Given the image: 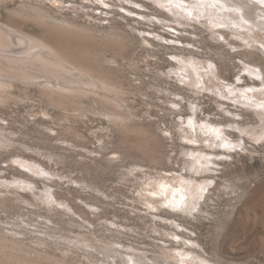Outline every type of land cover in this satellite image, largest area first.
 <instances>
[{
  "label": "rangeland",
  "instance_id": "1",
  "mask_svg": "<svg viewBox=\"0 0 264 264\" xmlns=\"http://www.w3.org/2000/svg\"><path fill=\"white\" fill-rule=\"evenodd\" d=\"M21 1L14 0L7 6L12 8ZM29 1L44 2L55 17L77 18L98 28L109 27V19L118 16L122 27L138 38L133 51L138 69H129L126 74L142 89L139 92L131 88L129 102L137 121L151 125L161 136L160 151L170 161L159 165L141 162V166L132 165L133 160H121L108 165L107 161L119 151L120 133L106 130L111 126L103 117L89 114L81 119L74 115L77 113L65 114L43 101L37 88L32 87L30 98L24 96L0 105V194L25 199L17 202L20 207L14 211L0 209V222L7 232L11 233L13 223L22 219H35L34 224L43 221L30 211H59L83 224L67 226L68 217L64 221L61 215L54 217L55 222H61L64 234L87 238L96 246L91 250L102 260L100 264H134L132 258L140 264H154L152 260L164 264H264V139H257L264 132V121L256 115L264 113V109L255 106L264 102V92L260 91L264 89V32L246 22L239 30H253L250 35L256 39L249 44L251 47H245V39L233 36L227 26L210 23L211 19L203 16L188 18L189 8L176 7L179 0H58V4L53 0ZM198 2L201 0H183L184 5ZM7 6L1 11L5 23H9ZM191 11L197 15L198 10ZM26 29L40 33L32 23ZM143 37L154 42L147 45L155 46L153 50L143 46ZM194 58L213 75L206 76L204 70L197 73L188 65ZM205 84L209 90H202ZM247 88L256 89L247 92L255 98L251 109L243 103ZM13 90L21 92L20 88ZM174 102L181 106H174ZM206 126L227 130L234 139L243 138L249 150L232 151L233 159H225L219 172L205 169L191 156L193 152L196 156L197 150L208 156L226 153V149L216 146L221 141L201 131ZM74 132L84 139L77 140ZM193 134L199 145H193ZM132 139L134 143L143 141L136 136ZM209 145L219 148V152H209ZM197 157L208 163L203 156ZM192 162L200 171L192 168ZM181 174L191 180L188 190L193 198L191 193L190 197L177 193L181 181L173 178ZM46 177L55 182L48 183ZM223 184L232 187L225 190ZM31 186L38 188L32 190ZM202 186L214 190L211 196L215 201L203 206L206 213L193 218L172 208L173 202H181L182 197L181 204L187 198L192 201L198 194H208V190L200 189ZM157 191L158 198L166 201L159 211L149 209L148 203ZM47 201L50 206L43 204ZM23 237L30 246H41L39 249L56 254L65 249L59 244H65L75 248L68 259L71 264H92L84 249L74 247L75 242L68 245L62 238L42 233ZM36 238H44L48 244L42 245L45 242H37Z\"/></svg>",
  "mask_w": 264,
  "mask_h": 264
},
{
  "label": "bare ground",
  "instance_id": "2",
  "mask_svg": "<svg viewBox=\"0 0 264 264\" xmlns=\"http://www.w3.org/2000/svg\"><path fill=\"white\" fill-rule=\"evenodd\" d=\"M13 1L0 0V105L7 104L12 100L22 99L24 96V98H30L33 95L31 88L36 87L37 93L43 101L59 108L61 111H65V114L71 116V113H77L74 115L81 119L87 118L89 114L103 117L111 126L106 130L111 129L120 133L122 140L119 144V151L115 155L118 158L109 159L107 161L109 162L108 165L121 160L123 162L125 160H133L132 165L139 163L141 166V162L147 161L150 165L169 162L170 157H167L166 154V156L163 155L160 151L162 145L161 136L154 131L151 125L137 121V114L131 108L128 95L131 94L132 89L139 92L142 89L134 85V81L136 80L131 79L126 74L129 69L135 71L138 69L139 63L133 56V51L137 49L135 46L138 38L129 34L122 27L119 17L115 16L109 19V27L98 28L95 25L82 23L77 18H70L69 16L62 18L55 17L42 1L22 0L21 3L16 4L14 7H8L7 5ZM209 1L215 2V0ZM184 2L187 3L186 1ZM211 2L202 0L204 6L198 10L202 13L200 17L210 18V23L213 22L215 24L217 22L216 24H223V27L227 26L233 36L245 39L243 46L251 47L249 44H253V39H256L255 36L250 35V33H253V30H247V33L239 30L241 26H246V22L251 24L252 28H257L259 31L264 32V6L262 3L257 2V0H218L216 7H211ZM220 5H223V7L221 8ZM5 6L9 9V23L1 20V11ZM61 9L65 10L66 8L61 7ZM189 10L194 9L189 8ZM200 17L199 19H201ZM227 19H233L235 22L230 24L227 22ZM30 23L40 30L39 34L26 29ZM179 33L181 34V32ZM195 35L196 37L200 36V34ZM141 42L145 48H152V50L155 48V46H147L154 45V42L146 37H143ZM188 65L192 66L197 73L206 69L205 66L197 62V58H194ZM204 71L208 77L213 75L209 74L207 70ZM197 85H202V82H197ZM15 88L21 89L20 94L14 92L13 89ZM202 90H209L207 84L203 86ZM253 97L254 95L247 94V92L243 93V103L247 109H251L249 108L251 105L249 101L253 102V99H255ZM178 105L181 106L178 102H174V106ZM250 107H253V105ZM173 110H178V108H173ZM256 115L261 121H264V113H256ZM233 123L237 124L238 122L234 120ZM208 127H204L205 130L201 128V131L206 135L215 136L210 133ZM192 129H195V126H192ZM185 131L189 133L187 129ZM193 132L198 133L199 130H193ZM222 134L227 138L228 142L236 145L234 149H226V153L224 154H209V156L203 153L205 151L199 153L196 149L197 156H203V160H206L209 164L202 162L195 152L191 154L207 170H221L223 168L221 165H224L225 159H233L232 151H236L237 149L249 150L247 142L243 138L234 139L227 135V130L222 131ZM74 136L77 140L84 139V136L77 132H74ZM135 136L143 140L141 144L134 143L132 137ZM257 139L263 140L264 132L259 134ZM193 142H195L193 145H199L200 143L198 137L195 138V134H193ZM242 144H245V148H242ZM216 146L218 147L219 145ZM207 147L209 148V152H219V148L210 145ZM121 149H125V152H121ZM136 152L142 155L140 154L141 156H139ZM209 165L215 167L210 168ZM192 168L197 170V172L200 171L198 164L195 162H192ZM88 172L91 171L88 169ZM175 177L176 179L173 178V180L176 182L181 181L180 189L177 193L180 192L182 196L186 194L190 197L189 193L192 194V192L188 189L191 185V180L184 174ZM46 181L48 183L55 182L53 178H47ZM27 184H31V182H27ZM222 187L226 190L232 186L223 184ZM31 188L32 190H36L38 186L37 188L31 186ZM216 188H219L218 183ZM175 189L177 190V188ZM200 189L203 191L208 190V194L204 193L205 196L204 194H198L196 199L192 201L187 198L189 201L187 202L186 200L183 204L174 201L172 208L182 211L187 217L193 218L206 213L203 206H209V202L215 201L211 196L214 190L209 189L207 186H202ZM5 194H0V209L4 212H8V210L14 211L15 208L20 207L17 202H25L23 197L5 198ZM158 195V191L154 192L151 195L152 197L149 198L142 194V197L148 198L149 209L159 211L163 206H166L165 199H159ZM46 198H49V196ZM191 198H193V194ZM43 204L45 206L51 205L48 201L43 202ZM76 210L80 211L78 208ZM57 212H50L48 210L47 214H38L37 212L30 211V214H36L43 221L34 224L35 219H22V221L13 223V228L10 229L11 233L7 232L8 228L3 226L4 223L1 225L3 222L1 221L0 264H71L68 259L75 252V248L60 243L59 245L64 246L60 248L65 249L62 250V253L60 252L61 254H56L46 249H39L41 248L39 244V247H32V245L27 244V238L23 237L27 236L28 233H42L46 237L62 238L66 240V244L68 245L75 242L74 247L80 250L84 249L92 260V264H100L102 260L91 250H95L96 246L87 238H70L64 234L63 228L59 225L61 222H55L54 217L61 215L60 218L63 221L65 217H68V221L65 220L67 226L78 225L82 227L83 224L66 212L63 214L59 213V211ZM52 214H55V216ZM36 239L37 242L44 241L45 243L42 245L46 246L48 244L44 238ZM47 242H49L48 239ZM177 243L179 244V242ZM131 260H133L134 264H140L133 258ZM152 262L154 264H164L158 260H152Z\"/></svg>",
  "mask_w": 264,
  "mask_h": 264
},
{
  "label": "snow or ice",
  "instance_id": "3",
  "mask_svg": "<svg viewBox=\"0 0 264 264\" xmlns=\"http://www.w3.org/2000/svg\"><path fill=\"white\" fill-rule=\"evenodd\" d=\"M53 2L58 4V0H53ZM170 2H171V0H170ZM260 2L264 3V0H260ZM217 3H218V0H215V2L213 4H211L210 6L216 7ZM161 6L163 7L164 5H161ZM203 6L204 5L202 3V0H201V2L192 4V5H184L183 0H179V2L176 4V7H178V8H181V9L191 8L194 10H199ZM105 7H107V5H105ZM220 7L222 8L223 5H220ZM200 15H202V13H200L199 11H197L196 16H193V12L191 10L187 11V16H188V18H191V19H198ZM247 70L250 73L252 71L250 69H247ZM237 79H239V77H237ZM257 79H260V77L257 76ZM229 91L231 92V89H229ZM254 91H256V89H253V88L244 89V92H254ZM260 91L264 92V89H261ZM249 103H252V101L250 100ZM255 106L264 109V102H258V103H256ZM189 124H191V120L189 121ZM209 131H210V133L215 135V139L217 141H221L219 146H221L225 149H234L236 147V145H233L227 141V138L223 136L222 131L219 128H210ZM205 159H207V158H205ZM182 201H183V197L181 198V202Z\"/></svg>",
  "mask_w": 264,
  "mask_h": 264
}]
</instances>
